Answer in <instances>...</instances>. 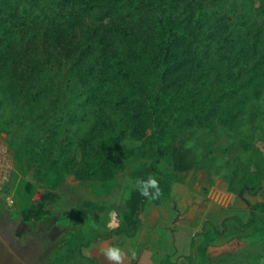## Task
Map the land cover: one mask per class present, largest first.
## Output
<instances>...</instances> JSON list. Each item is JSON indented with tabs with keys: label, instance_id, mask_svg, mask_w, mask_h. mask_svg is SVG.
I'll return each instance as SVG.
<instances>
[{
	"label": "trees",
	"instance_id": "trees-1",
	"mask_svg": "<svg viewBox=\"0 0 264 264\" xmlns=\"http://www.w3.org/2000/svg\"><path fill=\"white\" fill-rule=\"evenodd\" d=\"M263 95L264 0H0V134L8 129L17 161L99 180L101 197L112 193L116 170L138 162L132 176H155L162 191L155 200L132 192L127 234L147 201L169 199L182 181L168 159L176 137L218 127L241 134L246 123L264 129ZM241 143L255 161L240 186H264L261 150ZM107 207L84 199L61 213L64 237L47 264L78 254L99 264L85 255L84 225ZM49 214L42 201L11 213L24 222ZM263 222L264 199L240 225L253 232ZM218 234L206 229L187 264H204ZM228 256L208 264H230ZM160 264L184 263L169 255Z\"/></svg>",
	"mask_w": 264,
	"mask_h": 264
},
{
	"label": "rangeland",
	"instance_id": "rangeland-1",
	"mask_svg": "<svg viewBox=\"0 0 264 264\" xmlns=\"http://www.w3.org/2000/svg\"><path fill=\"white\" fill-rule=\"evenodd\" d=\"M260 1L255 0L256 3ZM259 108L264 111V95L259 102ZM2 129L3 141L11 147L10 133L3 126ZM241 129V134H234L218 127L212 131L192 130L184 135H178L168 159L177 167L180 176L182 175L187 181L192 179L191 169L196 172L199 168L205 167L215 175V178L220 179L219 190L229 185L230 191L237 196L241 195L243 201L249 203L262 201L264 186L255 189L240 186L245 168H254L255 161L251 151L241 142L246 139L251 147L259 148L264 157V129L261 126L254 128L247 123L242 125ZM12 151L14 154L13 149ZM137 167L138 162H131L125 169L116 170L114 181L110 185L112 193L101 197L97 192H105L107 187L99 180H82L74 173L65 172L51 171L43 174L36 167L17 161L14 155L11 178L6 184L0 185V264H47L51 254L59 248V242L64 237L63 227L56 222L57 218L64 211L78 206L84 199L108 200L106 211L103 214L95 212L92 219L97 220L104 216L109 226L126 229L123 218L128 211V199L132 192L137 190L138 177L132 176V172ZM177 188L182 190L187 187L185 183L179 182ZM206 190L208 193L209 188ZM9 196L11 199H8ZM45 196L47 197L44 198ZM41 201L44 202L45 208L50 210V214L40 222H24L11 215L22 205L33 202L38 206ZM181 215L183 213L179 207L175 212V220L181 219ZM192 231V226L177 225L173 236L175 243L180 247L185 246L187 236ZM157 248L156 246L155 250ZM141 254L139 264L152 261V258L148 257V252ZM181 262L188 263L186 260ZM71 264H94V262L78 254L71 260Z\"/></svg>",
	"mask_w": 264,
	"mask_h": 264
},
{
	"label": "crops",
	"instance_id": "crops-1",
	"mask_svg": "<svg viewBox=\"0 0 264 264\" xmlns=\"http://www.w3.org/2000/svg\"><path fill=\"white\" fill-rule=\"evenodd\" d=\"M191 170L190 181L181 175L180 182L185 183L186 189L178 190L177 182L169 199L160 204L152 200L145 203L140 214V225L132 234H127L123 229L116 231L117 228L109 226L104 216L97 220L89 217L84 230L91 242L84 249L85 255L99 264H139L142 252H148V257L152 258L149 264H160L169 255L181 262L186 260V256L194 254L193 242H201L204 231L215 227L219 230L218 238L207 247L204 264L227 255H230V264H264V222L253 232L251 228L240 225V221L246 223L251 218L253 203L243 201L241 195L230 191L229 185L219 190L220 179L205 167L196 172ZM179 207L183 215L175 220ZM180 224L193 228L183 247L177 245L173 237L174 228ZM244 231L250 233L243 235ZM110 246L122 249L121 261L109 260L104 254L103 249ZM156 246L158 250H155Z\"/></svg>",
	"mask_w": 264,
	"mask_h": 264
},
{
	"label": "clouds",
	"instance_id": "clouds-1",
	"mask_svg": "<svg viewBox=\"0 0 264 264\" xmlns=\"http://www.w3.org/2000/svg\"><path fill=\"white\" fill-rule=\"evenodd\" d=\"M136 187L142 196L153 200L158 199L162 191L158 179L152 175H149L146 179L138 178ZM103 251L109 260L116 262L122 260L123 251L119 246H110L103 249Z\"/></svg>",
	"mask_w": 264,
	"mask_h": 264
},
{
	"label": "built area",
	"instance_id": "built-area-1",
	"mask_svg": "<svg viewBox=\"0 0 264 264\" xmlns=\"http://www.w3.org/2000/svg\"><path fill=\"white\" fill-rule=\"evenodd\" d=\"M14 169V154L8 143L3 141L0 134V185L6 184ZM8 199H11L9 196Z\"/></svg>",
	"mask_w": 264,
	"mask_h": 264
}]
</instances>
